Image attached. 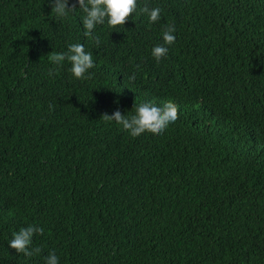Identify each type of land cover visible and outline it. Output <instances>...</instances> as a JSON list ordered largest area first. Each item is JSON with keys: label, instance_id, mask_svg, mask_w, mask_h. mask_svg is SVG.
<instances>
[{"label": "trees", "instance_id": "16d2710c", "mask_svg": "<svg viewBox=\"0 0 264 264\" xmlns=\"http://www.w3.org/2000/svg\"><path fill=\"white\" fill-rule=\"evenodd\" d=\"M53 2L0 0V264H264V0H137L99 45ZM72 44L90 79L51 62ZM168 101L158 136L102 118ZM28 225L44 229L31 258L9 248Z\"/></svg>", "mask_w": 264, "mask_h": 264}, {"label": "clouds", "instance_id": "9594fccd", "mask_svg": "<svg viewBox=\"0 0 264 264\" xmlns=\"http://www.w3.org/2000/svg\"><path fill=\"white\" fill-rule=\"evenodd\" d=\"M79 9L85 14L82 24L84 36L90 37L99 45V36L94 34V30L98 25L107 24L109 29H117L123 27L129 17L137 11V0H75V3L69 7V0H54L51 4L52 12L55 13L57 19L67 18L69 13H74ZM139 12L146 15L150 24L160 20L161 8H150L147 3L139 8ZM174 26H166L162 31L163 44L157 45L152 49V57L159 63L168 53V46L175 42ZM51 62L54 65H61L67 60L71 67L69 71L77 80L90 79L89 70L94 67L93 57L90 52L85 51L83 44L69 45L64 53L49 54ZM139 67V66H137ZM53 71L49 70V75ZM130 81L135 79V74L129 77ZM105 122L114 121L121 126V130L137 138L147 133L153 136L163 134L170 124L175 123L178 119V106L173 102H164L161 106L153 103L143 102L135 107V114L129 116L122 115L119 110L115 111L111 116L104 114L102 116ZM44 229L35 225L22 227L19 231L13 232L12 239L9 242V248L14 250L16 254H23L25 257H33L42 252L41 247L32 248V240L35 234L43 235ZM45 264H59V257L55 252H50L45 258Z\"/></svg>", "mask_w": 264, "mask_h": 264}]
</instances>
